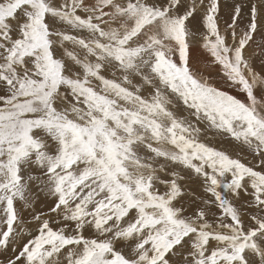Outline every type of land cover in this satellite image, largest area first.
Segmentation results:
<instances>
[{
  "label": "snow or ice",
  "instance_id": "snow-or-ice-1",
  "mask_svg": "<svg viewBox=\"0 0 264 264\" xmlns=\"http://www.w3.org/2000/svg\"><path fill=\"white\" fill-rule=\"evenodd\" d=\"M229 16L0 0V264H264V0Z\"/></svg>",
  "mask_w": 264,
  "mask_h": 264
},
{
  "label": "rangeland",
  "instance_id": "rangeland-1",
  "mask_svg": "<svg viewBox=\"0 0 264 264\" xmlns=\"http://www.w3.org/2000/svg\"><path fill=\"white\" fill-rule=\"evenodd\" d=\"M231 7H232V0H220V15H221L222 20H230L229 13L231 11ZM257 41H259V36H257ZM193 55L194 57H197V56H200V53L194 51ZM194 67L203 68L204 67L203 61L199 65H197L194 61ZM207 72H212L213 76H215V72L212 69H207L206 74ZM216 82L220 83L218 77H216ZM38 207H40V209H38ZM36 209H38L37 211H47L43 203L39 204ZM27 218L29 217H26V219ZM30 227H34V225H30L29 228ZM9 251H11V249Z\"/></svg>",
  "mask_w": 264,
  "mask_h": 264
},
{
  "label": "bare ground",
  "instance_id": "bare-ground-1",
  "mask_svg": "<svg viewBox=\"0 0 264 264\" xmlns=\"http://www.w3.org/2000/svg\"><path fill=\"white\" fill-rule=\"evenodd\" d=\"M38 209H40V207H38ZM38 209H36V210H38ZM27 217V216H26ZM31 228V227H30Z\"/></svg>",
  "mask_w": 264,
  "mask_h": 264
}]
</instances>
